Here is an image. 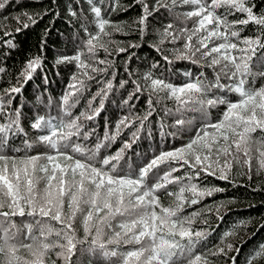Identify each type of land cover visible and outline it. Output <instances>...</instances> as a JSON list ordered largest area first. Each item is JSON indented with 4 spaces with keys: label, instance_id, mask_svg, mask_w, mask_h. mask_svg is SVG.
Instances as JSON below:
<instances>
[{
    "label": "snow or ice",
    "instance_id": "obj_1",
    "mask_svg": "<svg viewBox=\"0 0 264 264\" xmlns=\"http://www.w3.org/2000/svg\"><path fill=\"white\" fill-rule=\"evenodd\" d=\"M8 3L0 0V9ZM74 3L78 10L69 4L67 11L77 25L75 51L58 54L55 65L74 64L77 71L58 102L35 98L36 115L29 124L34 138L24 127L23 105L14 107L13 102L43 71L46 40L41 54L24 62L16 82L0 89V264H214L215 257L238 253L228 241L234 229L208 249L213 230L195 227L197 221L207 224V218L201 212L185 215L184 210L223 191L201 187L202 175L229 182L237 170L249 180L253 174L264 175V9L254 0H134L140 15L125 26L110 19L127 10L120 0ZM164 13L171 19L162 23L150 47L169 65L186 60L211 75L185 72V82L174 84L163 73L157 75L159 61L142 74L130 71L127 65L135 55L130 49L141 44L116 41L114 34L127 36L134 30L143 41L157 16L167 19ZM46 14L24 13L27 19L15 31L37 24ZM15 19L21 23L20 17ZM4 36L12 38L0 39V44L15 49L13 33L4 31ZM114 54H127L124 71L129 78L121 79L119 87L131 83L133 90L122 101L128 114L114 127L105 122L99 136L88 125L116 90ZM91 82L97 84L96 92L74 113ZM145 94L146 109L138 114L129 102ZM41 106L48 109L44 115ZM213 111L219 113L215 120ZM160 112V137L188 136L187 142L151 156L137 153L145 130L153 138L150 118ZM126 130L129 139L123 140ZM21 137L23 146H16ZM118 140L121 146L105 154ZM40 146L45 151H35ZM162 193L172 198L167 206ZM229 259L236 264V256ZM261 262L264 243L246 258V264Z\"/></svg>",
    "mask_w": 264,
    "mask_h": 264
},
{
    "label": "trees",
    "instance_id": "obj_2",
    "mask_svg": "<svg viewBox=\"0 0 264 264\" xmlns=\"http://www.w3.org/2000/svg\"><path fill=\"white\" fill-rule=\"evenodd\" d=\"M154 0H149V3ZM254 2L264 9V0H254ZM73 4L74 8L78 10L74 0H9V3L4 9H0V39H9L12 37H5L4 31L13 33L14 42L17 45L15 49H8L0 44V67L5 71L0 73V89L9 86V83L16 82V76L24 65V62L40 53V44L42 40H46L45 50L42 53L45 57L43 71H39L34 78L29 81L21 95H17L13 106L19 107L23 105L22 111L26 119L23 124L26 130L29 131V138H34L33 130H30L29 124L31 118L36 115V109L33 107L36 104V97L42 98L51 97L54 101H59V98L68 89V85L72 81L73 73L77 71L74 64L55 65V59L58 54L72 55L75 51L74 36L77 31V25L68 15V5ZM122 8L127 10H118L111 14L110 19L117 23H123L125 26L132 24L134 20L140 15V6L134 3V0H120ZM42 19L38 18V23L27 28L22 29L19 33L15 30L17 27H22V22L26 21L24 13L34 15L36 13H44ZM167 17V14H163ZM15 17H20L21 23L18 24ZM170 17L161 21L160 16H157L152 21L149 32L143 41H140L139 33L134 30H129L130 34L125 36L120 33H115L113 39L116 41L140 42L141 47L130 49L135 55L131 61L128 62L130 71L142 74L149 66L159 61V68L156 71L157 75L163 73L165 77L169 78L174 84H181L185 82V72L192 73L193 77L199 74L200 71L208 72L210 70L202 69L195 64L186 60H175L171 65L165 63L159 52L150 47L152 43L157 40L156 32L162 27V23L168 22ZM191 22H189V26ZM133 25V29H134ZM47 35L45 36V33ZM250 35L251 30L244 33ZM124 46V45H121ZM114 47V46H113ZM171 47V45H168ZM100 57H104V53H99ZM127 54L113 55L112 59L115 63L113 71L117 73L113 80L115 91L110 94L109 99L105 103V109L101 115L93 122L89 123V127L96 129V134L103 135L104 125L107 122L114 127L117 119L122 115L128 114V106L122 105V101L128 98V94L132 92L133 86L129 83L125 88L119 87L121 79H128V73L124 71ZM45 77L47 83H45ZM111 79V75L107 76ZM135 78V77H134ZM97 90L95 82L90 83L89 92L85 93V99L74 109V113L78 114L84 109L86 99L90 98L92 93ZM147 95L141 97L139 101L133 99L129 103L135 104L136 113H142L146 109ZM98 104V101L96 102ZM167 106L171 108L173 105L168 102ZM162 107V106H160ZM48 112L47 108L40 107V114L44 115ZM56 115V109L52 111ZM219 113L213 111L211 119L215 120ZM163 112L158 115L154 114L150 119L152 124L148 127L152 131L153 138H147V130L142 133L145 139H142L135 146L137 153H146L151 156L153 152H158L161 149L167 150L173 146H179L181 143H186L188 136L181 138H173L168 136L162 139L159 135V123ZM165 123H171L170 119H166ZM171 131V129L169 130ZM130 133L126 130L122 139H129ZM23 137L16 140V146L22 147ZM93 142L95 137L92 138ZM122 140H118L111 148L107 149L105 154L114 153L120 146ZM35 151H45L43 146L38 147ZM131 155V153H130ZM135 158V157H134ZM246 170V169H245ZM182 174V172H181ZM233 182L217 179L215 176L202 175L199 180L201 187H216L223 189V191L215 192L212 196L204 197L200 203L185 207L184 214L188 215L192 212H201L208 223L202 224L197 221L195 227L210 228L212 235L209 237L206 247L214 249L219 244L220 238L226 231L234 229V235L228 237V241L233 243L240 251L230 252L228 256H220L213 258L214 264H232L229 259L231 256H236V264H246L248 255L256 249L261 243H264V175L257 176L253 174L251 180L245 175H240L239 170L232 178ZM170 190H176L172 186ZM162 202L167 206L171 203L172 198L168 197L166 193L161 194ZM217 209L219 213L217 214ZM219 217H222L219 218ZM244 225H241V222ZM264 264V262H261Z\"/></svg>",
    "mask_w": 264,
    "mask_h": 264
}]
</instances>
